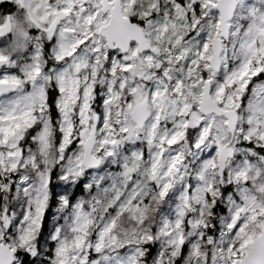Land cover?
<instances>
[{
	"label": "snow or ice",
	"instance_id": "snow-or-ice-1",
	"mask_svg": "<svg viewBox=\"0 0 264 264\" xmlns=\"http://www.w3.org/2000/svg\"><path fill=\"white\" fill-rule=\"evenodd\" d=\"M149 260L264 264V0H0V264Z\"/></svg>",
	"mask_w": 264,
	"mask_h": 264
},
{
	"label": "clouds",
	"instance_id": "clouds-1",
	"mask_svg": "<svg viewBox=\"0 0 264 264\" xmlns=\"http://www.w3.org/2000/svg\"><path fill=\"white\" fill-rule=\"evenodd\" d=\"M178 150L179 149H184L187 152V149L185 148V145H178ZM196 160H198V156L194 159L192 156H186V160L185 163L188 165V171L189 173H193L195 171V164H196ZM119 171L118 167L116 164L112 163V162H107V164L105 165L103 171H97V170H93V172L89 173L88 176V180L89 182H91L92 178L94 176H104L105 180L108 183H111V179L108 177L107 173L109 172H117ZM133 183H140L143 188H144V192L145 195H147L148 197V202L151 205V210L149 212V225L147 226H151L154 225L156 223V221L159 219V209L161 207H166L168 205H170V202H167L166 204H161L158 203L156 200V195H157V190L152 186L151 183L148 182L147 176L140 174L138 176H136L133 180ZM104 186H107V184H105ZM73 187H75V185H73ZM177 187H181L180 185H177ZM89 193L85 192L84 193V198H88L89 197ZM55 211V209H54ZM55 219V217H54ZM122 223L124 224L125 227L131 226V222L128 220L127 217L123 218ZM149 264H152L151 260H149Z\"/></svg>",
	"mask_w": 264,
	"mask_h": 264
}]
</instances>
